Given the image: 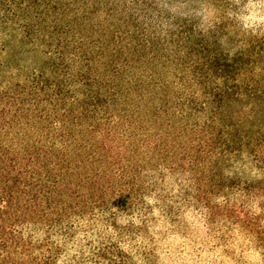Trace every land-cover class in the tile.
<instances>
[{"label": "trees", "instance_id": "obj_1", "mask_svg": "<svg viewBox=\"0 0 264 264\" xmlns=\"http://www.w3.org/2000/svg\"><path fill=\"white\" fill-rule=\"evenodd\" d=\"M206 1L0 0V264H264V0Z\"/></svg>", "mask_w": 264, "mask_h": 264}, {"label": "rangeland", "instance_id": "obj_2", "mask_svg": "<svg viewBox=\"0 0 264 264\" xmlns=\"http://www.w3.org/2000/svg\"><path fill=\"white\" fill-rule=\"evenodd\" d=\"M239 12L234 13L230 9H224L221 8L217 3H214L212 0H207L206 1V6L199 9L205 18L208 20H214L218 18H225V17H233L235 15L234 19H239L237 22H240V25H237V27L242 31V30H247V25L248 23L246 22V19H249L248 16H253L252 13L254 12V9L251 7H243L239 4ZM252 12V13H251ZM257 13V12H256ZM236 22V23H237ZM235 30V29H234ZM235 32V31H234Z\"/></svg>", "mask_w": 264, "mask_h": 264}]
</instances>
